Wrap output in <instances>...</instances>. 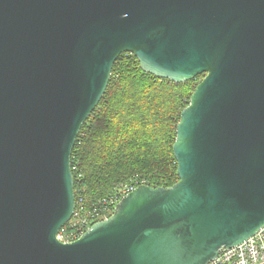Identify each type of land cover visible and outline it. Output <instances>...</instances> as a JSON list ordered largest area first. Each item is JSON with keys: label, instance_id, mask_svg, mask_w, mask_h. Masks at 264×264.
<instances>
[{"label": "water", "instance_id": "water-1", "mask_svg": "<svg viewBox=\"0 0 264 264\" xmlns=\"http://www.w3.org/2000/svg\"><path fill=\"white\" fill-rule=\"evenodd\" d=\"M132 52L205 74L173 146L179 180L142 184L79 238L73 149ZM264 227V0H0V264H207Z\"/></svg>", "mask_w": 264, "mask_h": 264}, {"label": "trees", "instance_id": "trees-1", "mask_svg": "<svg viewBox=\"0 0 264 264\" xmlns=\"http://www.w3.org/2000/svg\"><path fill=\"white\" fill-rule=\"evenodd\" d=\"M204 75L175 82L144 71L134 53H122L73 149L76 198L101 212L118 186L136 176L154 187L176 183L177 125Z\"/></svg>", "mask_w": 264, "mask_h": 264}, {"label": "built area", "instance_id": "built-area-1", "mask_svg": "<svg viewBox=\"0 0 264 264\" xmlns=\"http://www.w3.org/2000/svg\"><path fill=\"white\" fill-rule=\"evenodd\" d=\"M142 184L149 183L140 176H136L129 182L119 185L110 196L108 207L101 212L93 206L89 207L83 197L76 198L74 214L58 233V238L64 242L79 238L92 224L109 217L122 197ZM207 264H264V227L236 246L223 247L219 254Z\"/></svg>", "mask_w": 264, "mask_h": 264}]
</instances>
